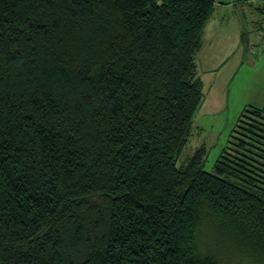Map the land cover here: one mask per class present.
I'll return each instance as SVG.
<instances>
[{
    "label": "trees",
    "instance_id": "obj_1",
    "mask_svg": "<svg viewBox=\"0 0 264 264\" xmlns=\"http://www.w3.org/2000/svg\"><path fill=\"white\" fill-rule=\"evenodd\" d=\"M213 9L0 0V264H264V106L178 164Z\"/></svg>",
    "mask_w": 264,
    "mask_h": 264
},
{
    "label": "rangeland",
    "instance_id": "obj_2",
    "mask_svg": "<svg viewBox=\"0 0 264 264\" xmlns=\"http://www.w3.org/2000/svg\"><path fill=\"white\" fill-rule=\"evenodd\" d=\"M213 1L196 60L205 57L207 64L217 68L210 66L205 79L199 72L205 98L178 162L206 145L207 170H212L245 107L264 106V2Z\"/></svg>",
    "mask_w": 264,
    "mask_h": 264
},
{
    "label": "crops",
    "instance_id": "obj_3",
    "mask_svg": "<svg viewBox=\"0 0 264 264\" xmlns=\"http://www.w3.org/2000/svg\"><path fill=\"white\" fill-rule=\"evenodd\" d=\"M242 2L244 3H247L246 0H242ZM202 58V57H200ZM197 64H198V68H199V72H200V75H201V72H203V75L201 77H203L204 79L206 78V73H207V69L210 67V66H214V65H211V64H207L206 60H205V57L203 59H199L197 58ZM214 69L217 68L216 67H213Z\"/></svg>",
    "mask_w": 264,
    "mask_h": 264
},
{
    "label": "built area",
    "instance_id": "obj_4",
    "mask_svg": "<svg viewBox=\"0 0 264 264\" xmlns=\"http://www.w3.org/2000/svg\"><path fill=\"white\" fill-rule=\"evenodd\" d=\"M259 1H264V0H248V2H259Z\"/></svg>",
    "mask_w": 264,
    "mask_h": 264
}]
</instances>
